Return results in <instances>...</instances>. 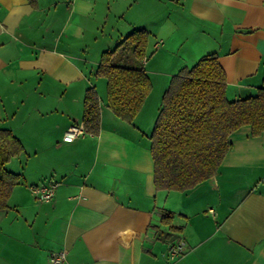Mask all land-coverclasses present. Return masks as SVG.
Listing matches in <instances>:
<instances>
[{"label": "crops", "instance_id": "crops-1", "mask_svg": "<svg viewBox=\"0 0 264 264\" xmlns=\"http://www.w3.org/2000/svg\"><path fill=\"white\" fill-rule=\"evenodd\" d=\"M138 28L149 32L152 86L129 123L108 109L95 73L102 53ZM209 53L229 100L254 95L264 0H0V129L22 144L5 165L20 181L0 210V264H49L57 250L69 264H264V132L230 135L216 174L190 189L154 184L149 136L163 92ZM89 86L99 132L65 141L68 127H82ZM50 181L53 198L38 201L30 186ZM165 210L180 229L162 224ZM178 241L184 250L170 260Z\"/></svg>", "mask_w": 264, "mask_h": 264}, {"label": "trees", "instance_id": "trees-1", "mask_svg": "<svg viewBox=\"0 0 264 264\" xmlns=\"http://www.w3.org/2000/svg\"><path fill=\"white\" fill-rule=\"evenodd\" d=\"M149 32L134 29L112 50L101 55L95 76L105 79L106 106L131 123L151 90L143 67ZM128 61H131L129 63ZM226 77L215 53L199 58L175 73L164 90L150 138L154 184L158 189L184 191L213 177L231 147L230 135L248 127L256 136L264 132V80L254 95L229 100ZM82 128L100 129V100L94 86L83 97ZM22 144L8 129H0V210L7 208L20 174L6 169ZM173 214L163 211L161 222L172 230Z\"/></svg>", "mask_w": 264, "mask_h": 264}, {"label": "built area", "instance_id": "built-area-1", "mask_svg": "<svg viewBox=\"0 0 264 264\" xmlns=\"http://www.w3.org/2000/svg\"><path fill=\"white\" fill-rule=\"evenodd\" d=\"M84 132L82 127L72 125L67 128L63 135L65 141H71L75 137L82 135ZM58 182L50 181L47 184H36L30 186L31 192L35 195V198L41 202L51 201L55 194ZM184 250V243L178 241L170 245L168 248V257L170 260L176 259ZM49 264H69L66 259L65 250L51 251L48 255Z\"/></svg>", "mask_w": 264, "mask_h": 264}, {"label": "rangeland", "instance_id": "rangeland-1", "mask_svg": "<svg viewBox=\"0 0 264 264\" xmlns=\"http://www.w3.org/2000/svg\"><path fill=\"white\" fill-rule=\"evenodd\" d=\"M101 81L102 82H104V80L103 79H101ZM16 162V160H14L12 163H15ZM11 167V166H10ZM8 169H9V167H8ZM10 170V169H9Z\"/></svg>", "mask_w": 264, "mask_h": 264}]
</instances>
